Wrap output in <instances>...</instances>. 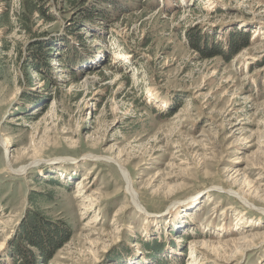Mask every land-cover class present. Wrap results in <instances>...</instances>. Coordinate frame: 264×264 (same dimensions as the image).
Segmentation results:
<instances>
[{"label": "rangeland", "instance_id": "374dc122", "mask_svg": "<svg viewBox=\"0 0 264 264\" xmlns=\"http://www.w3.org/2000/svg\"><path fill=\"white\" fill-rule=\"evenodd\" d=\"M21 2L0 0V264L32 215L39 264H264V0Z\"/></svg>", "mask_w": 264, "mask_h": 264}, {"label": "trees", "instance_id": "16d2710c", "mask_svg": "<svg viewBox=\"0 0 264 264\" xmlns=\"http://www.w3.org/2000/svg\"><path fill=\"white\" fill-rule=\"evenodd\" d=\"M23 7V20L27 21L29 17L37 12L38 14L49 18L50 15H46L50 4H48V0H22ZM63 41L64 37L61 38ZM49 42H52V39H49ZM42 43V41H41ZM69 44H67V48ZM49 54L50 52H43L42 48L36 50V54L33 55L34 59L38 60H46V63L49 64ZM40 57V58H39ZM29 60H31L29 58ZM42 64V62L40 61ZM28 64H30L28 62ZM40 200H46L41 199ZM39 218L32 215L30 221L23 224L21 229L18 231L15 244L13 245L14 252V264H39V257L43 258V250L48 248V245L51 246L53 244H49L52 240V230L51 229H42L43 226L40 227ZM26 243L29 247H22L21 244ZM35 248V250H32ZM42 260V259H40ZM42 262V261H41Z\"/></svg>", "mask_w": 264, "mask_h": 264}, {"label": "bare ground", "instance_id": "6f19581e", "mask_svg": "<svg viewBox=\"0 0 264 264\" xmlns=\"http://www.w3.org/2000/svg\"><path fill=\"white\" fill-rule=\"evenodd\" d=\"M10 143V140L7 138V137H5V139H0V146L1 147H3V149H5V151H7V148H8V144ZM91 156H95V155H91ZM110 158V157H109ZM10 164V163H9ZM119 167H120V169H121V173L123 174V176H124V178L126 179V181H127V186H126V189L128 190V192L129 193H131V195L133 196V197H135L136 195H135V193L131 190V188H130V183H129V181H128V174H127V172H126V170H125V167L123 168L120 164H117ZM23 168H25L24 166H22L18 171H20V170H23ZM263 168V167H262ZM263 170V169H262ZM19 173V172H18ZM86 178V177H85ZM84 178V179H85ZM130 179V178H129ZM233 183V182H232ZM260 183V182H259ZM240 187V186H239ZM82 190V189H81ZM253 191V190H252ZM255 191V190H254ZM230 192H232L233 194H236V195H238V198H240L241 200H243V202H245V203H247L248 201L246 200L247 198H245L244 196L245 195H243V194H241V193H238L237 191H234V190H232V189H230ZM245 194V193H244ZM76 196H78V195H80L79 194V192L78 193H76L75 194ZM254 195H255V193H254ZM256 196V195H255ZM84 203V202H83ZM248 204V203H247ZM246 205V204H245ZM253 205V204H252ZM139 207H140V205H138ZM88 208V207H87ZM141 209H142V207H140ZM142 210H144V209H142ZM145 211V210H144ZM232 258V257H231ZM193 259V258H192ZM191 264V263H190Z\"/></svg>", "mask_w": 264, "mask_h": 264}]
</instances>
